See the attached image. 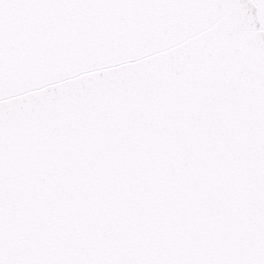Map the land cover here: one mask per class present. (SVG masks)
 Returning a JSON list of instances; mask_svg holds the SVG:
<instances>
[{"label":"snow or ice","instance_id":"obj_1","mask_svg":"<svg viewBox=\"0 0 264 264\" xmlns=\"http://www.w3.org/2000/svg\"><path fill=\"white\" fill-rule=\"evenodd\" d=\"M0 264H264V0H0Z\"/></svg>","mask_w":264,"mask_h":264}]
</instances>
